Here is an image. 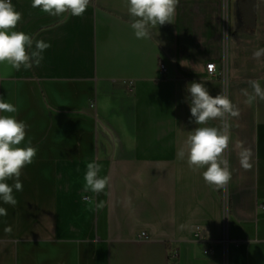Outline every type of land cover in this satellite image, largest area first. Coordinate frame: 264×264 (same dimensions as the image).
Segmentation results:
<instances>
[{"label":"crops","instance_id":"crops-1","mask_svg":"<svg viewBox=\"0 0 264 264\" xmlns=\"http://www.w3.org/2000/svg\"><path fill=\"white\" fill-rule=\"evenodd\" d=\"M11 2L22 13L14 30L33 49L51 47L28 70L0 63V99L27 126L19 146L38 150L16 206L0 199V264H264V101L249 105L241 92H253L250 80L264 88V57L252 56L264 48V0H180L174 24L148 39L135 38L126 0H90L79 17ZM193 81L240 110L228 118L223 189L177 158L203 126L191 117ZM241 141L251 170L240 166ZM89 162L110 177L99 195L84 191Z\"/></svg>","mask_w":264,"mask_h":264},{"label":"clouds","instance_id":"clouds-1","mask_svg":"<svg viewBox=\"0 0 264 264\" xmlns=\"http://www.w3.org/2000/svg\"><path fill=\"white\" fill-rule=\"evenodd\" d=\"M90 3V0H31L33 9H40L42 13L50 16H62L68 13L71 16H82ZM180 0H126L127 11L132 18L131 28L136 39H148L151 37V29L158 25L174 24L176 10ZM22 20V13L17 11L11 0H0V63L5 61L13 69L25 70L34 65L39 66L44 59L42 53L51 47L50 43L43 40L34 41L30 34L23 31H15ZM225 35H227L225 33ZM29 49H33L29 51ZM253 59L264 57V48L253 51ZM249 85L253 92L242 89V94L247 98L245 103L251 105L254 101H264V88L258 80H250ZM190 94L189 106L191 117L196 125L177 151V158H187V164L193 171L205 169L202 177L206 184L216 190L223 189L232 179L229 160L224 153L231 142L229 117H239V107L222 91L216 96L209 94L202 82H191L187 86ZM0 199L3 203L16 206L17 199L13 190L23 191L20 181L22 170L31 165L37 156V148L32 146L20 147L26 138V124L16 119L14 114L17 107L12 103L0 99ZM221 121L220 127L207 126L209 121ZM31 145V141H28ZM241 149L238 153L240 166L244 170H251L252 152L238 142ZM86 173L83 177L84 191L97 195L109 187L110 177L100 176L102 165L97 162H89L86 165ZM15 181L14 185L7 183ZM91 200L92 197H85ZM104 207V201L96 204L97 210ZM7 211L0 207V216H6ZM5 233L12 232L11 226L4 229Z\"/></svg>","mask_w":264,"mask_h":264},{"label":"built area","instance_id":"built-area-1","mask_svg":"<svg viewBox=\"0 0 264 264\" xmlns=\"http://www.w3.org/2000/svg\"><path fill=\"white\" fill-rule=\"evenodd\" d=\"M163 68V66H162ZM207 71L209 73L210 77H215L217 75V68L215 64H208L207 65Z\"/></svg>","mask_w":264,"mask_h":264}]
</instances>
